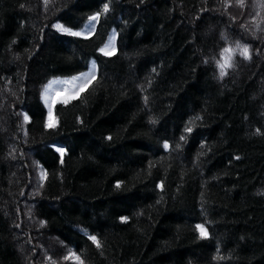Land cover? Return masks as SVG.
Segmentation results:
<instances>
[{
  "label": "trees",
  "instance_id": "trees-1",
  "mask_svg": "<svg viewBox=\"0 0 264 264\" xmlns=\"http://www.w3.org/2000/svg\"><path fill=\"white\" fill-rule=\"evenodd\" d=\"M72 253L264 264V0H0V264Z\"/></svg>",
  "mask_w": 264,
  "mask_h": 264
},
{
  "label": "snow or ice",
  "instance_id": "snow-or-ice-1",
  "mask_svg": "<svg viewBox=\"0 0 264 264\" xmlns=\"http://www.w3.org/2000/svg\"><path fill=\"white\" fill-rule=\"evenodd\" d=\"M107 11H109V5L106 3L104 5V7H103V12L106 13ZM99 15H100V13H97L95 16L90 17V21H95L98 18ZM54 27H56L59 30L64 31V32H69L70 31L68 28L62 27L61 25H54ZM71 34L79 35V33H71ZM110 44H111V40L109 41L108 45H105V48L109 47ZM236 50H239V54L241 56H243L245 59H250L249 49H248V47L246 45L241 46L239 43H237L236 49H231V48L223 49L222 52H221V60L217 61V66H218V68L220 70V77L221 78L227 74L226 69L233 66V64H232V55L231 54L234 53ZM101 51L104 52V49H101ZM225 53H228L229 55L227 57H225ZM111 54H112L111 52H105V55H111ZM221 61H223V62H221ZM94 70H95V64L93 63V65H92V67L90 69V72H94ZM87 75H89V73H82L81 77H85ZM73 79H77V78L74 77ZM49 83L51 84L52 82H49ZM89 83H90V81H89ZM81 91H83V89H81ZM71 98L74 99L75 97H71ZM64 102L66 103L67 101H64ZM25 119L27 120V116H25ZM49 119H50V122L46 125V127H49V128L55 127V123L51 122V119H52L51 115H50ZM186 131L190 132L191 128H187ZM181 139H184V137L182 136ZM164 147L167 148L168 144L165 143ZM58 151L63 153V149H58ZM121 219L122 220H126L127 218L126 217H122ZM196 229L199 230L201 239L208 238L207 229L205 228V226L203 224H197L196 225ZM89 239H91L93 242H95L97 244V247H100V244L97 241L95 236H90ZM71 257H75V264H83V261L80 259L79 256H76L75 253L70 254V256L64 257V259L67 260V259H69Z\"/></svg>",
  "mask_w": 264,
  "mask_h": 264
},
{
  "label": "rangeland",
  "instance_id": "rangeland-1",
  "mask_svg": "<svg viewBox=\"0 0 264 264\" xmlns=\"http://www.w3.org/2000/svg\"><path fill=\"white\" fill-rule=\"evenodd\" d=\"M110 40H111V44L109 45V47H107V49L109 50H111L113 44L112 36L109 37L108 44ZM92 65L93 64H90V68L85 72V73H89V75L85 77L80 76L77 79H71L64 82L62 88L58 89V91L61 93L60 95L64 98H71L76 96L79 93V91L86 85L87 81L92 77L93 72H90ZM48 109H49L48 112L51 113L52 111L51 106L48 107Z\"/></svg>",
  "mask_w": 264,
  "mask_h": 264
}]
</instances>
